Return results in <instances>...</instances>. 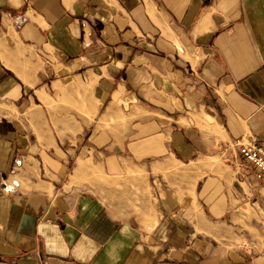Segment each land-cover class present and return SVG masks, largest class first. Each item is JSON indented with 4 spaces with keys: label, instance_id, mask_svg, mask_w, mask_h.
<instances>
[{
    "label": "crops",
    "instance_id": "1",
    "mask_svg": "<svg viewBox=\"0 0 264 264\" xmlns=\"http://www.w3.org/2000/svg\"><path fill=\"white\" fill-rule=\"evenodd\" d=\"M251 141L264 0H0V264H264Z\"/></svg>",
    "mask_w": 264,
    "mask_h": 264
},
{
    "label": "built area",
    "instance_id": "2",
    "mask_svg": "<svg viewBox=\"0 0 264 264\" xmlns=\"http://www.w3.org/2000/svg\"><path fill=\"white\" fill-rule=\"evenodd\" d=\"M236 148L241 157L264 176V146L256 144L255 141L251 142H239L233 145ZM15 168L22 167V160H14Z\"/></svg>",
    "mask_w": 264,
    "mask_h": 264
},
{
    "label": "rangeland",
    "instance_id": "3",
    "mask_svg": "<svg viewBox=\"0 0 264 264\" xmlns=\"http://www.w3.org/2000/svg\"><path fill=\"white\" fill-rule=\"evenodd\" d=\"M19 169V168H18Z\"/></svg>",
    "mask_w": 264,
    "mask_h": 264
}]
</instances>
